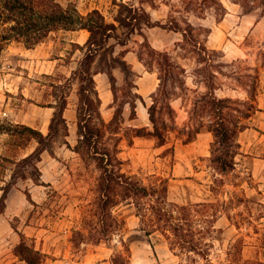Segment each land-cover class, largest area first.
<instances>
[{"label": "rangeland", "instance_id": "obj_1", "mask_svg": "<svg viewBox=\"0 0 264 264\" xmlns=\"http://www.w3.org/2000/svg\"><path fill=\"white\" fill-rule=\"evenodd\" d=\"M108 1L105 13L111 19L123 8L114 4V0ZM121 1L144 7L154 21L166 23L177 19L183 27L191 24L198 40L195 47L192 41L184 40L181 32L144 26L130 35L126 45H117L116 51L124 50L125 58L136 72L138 91L146 104L152 102L150 93L159 83V72L157 61L144 45L143 35L154 48L169 51L186 69L184 88H177L172 100L179 126L202 121V129H208L210 117L199 118L194 102L206 90L202 80L208 76V67L217 70L218 64L223 70L214 79L218 96H231L238 102L234 105L245 108L243 101L251 102L250 92L255 87L258 103L264 105L263 7H255L252 15L245 16L244 8L232 0H117V3ZM259 17L261 22L256 27ZM5 28L6 24L0 23V38ZM125 30L121 27L119 32ZM84 38V32L57 30L31 48L15 40L6 43L0 39L4 47L0 51V120L28 124L47 133L53 113L48 104L54 101L51 83L64 80L77 66L81 52L74 51L72 42ZM114 73L122 100L124 73L121 68H116ZM96 81L102 97V114L109 120L114 108L108 76L98 74ZM77 103L75 85L65 110L69 125L67 140L72 147L78 138ZM130 113L126 104L125 126L151 128L147 108L141 100L137 101V117L129 119ZM186 136L184 132H171L162 146L150 136H137L132 145L125 142L120 153L123 170L147 185L159 182L160 177L167 178L171 200L179 203L210 200L215 202L217 210L224 211L219 213L217 221V226L223 228V240L215 241L211 250L214 264H244L243 259L264 261V203L252 199L259 195L250 174L237 165L226 172L215 168L211 160L215 139L212 132L197 133L190 145H186L189 143L185 142ZM4 139L1 135L0 149L4 147ZM28 145L30 150L36 142L29 141ZM72 147L56 141L52 153L47 150L42 153L39 166L48 186H37L32 179L20 178L9 192L5 210L0 214V264H19L22 257L16 246L22 240L41 252L38 262L41 264H113V257L119 260L121 256H129L132 264H179L181 258L173 254L163 237H147L140 229L136 207L130 201L113 208V213L123 220L122 229L109 235L98 233L99 171ZM2 184L0 181V195ZM27 191L33 202L27 198ZM238 239L243 259L230 261L226 251ZM198 264L206 263L200 259Z\"/></svg>", "mask_w": 264, "mask_h": 264}, {"label": "trees", "instance_id": "obj_2", "mask_svg": "<svg viewBox=\"0 0 264 264\" xmlns=\"http://www.w3.org/2000/svg\"><path fill=\"white\" fill-rule=\"evenodd\" d=\"M232 1L244 8L243 14L253 12L255 7L264 8V0ZM113 3L123 8L115 16L116 22L108 21L97 8L82 14L74 5L64 6L57 0H0V23L6 24L5 33L0 39L6 43L15 40L31 48L53 31L85 28L90 32L83 44L72 42L74 51L79 50L81 54L71 74L64 80L51 83L54 101L48 104L53 107V113L47 133L28 124L0 120V136H5L4 147L0 149V181L3 182L0 214L5 210L9 192L20 178L32 179L36 184L46 185L39 166L45 150L52 153V146L56 141H63L72 147L67 140L69 125L65 110L68 98L76 85L78 138L72 149L78 152L86 163H94L99 171L96 184L98 233L109 235L111 232L120 231L123 220L113 213V208L117 204L130 201L136 207L140 229L147 237L153 235L163 237L173 254L181 258L179 264H198L200 259L206 264H214L211 250L215 246V241L221 243L223 240V228L217 226V221L219 213L224 211L217 210L215 202L210 200L195 203L171 200L167 178L160 177L159 182L147 185L136 175L127 174L123 170V159L120 156L123 144L126 142L132 145L137 136H150L157 141L158 146H162L168 142L171 132L187 133L185 142H190L204 127L202 121L196 125L183 127L176 121V110L172 100L177 94L176 89L184 88L186 69L169 51L154 48L143 35L144 45L157 61L159 72V83L150 93L152 102L149 105L138 91L136 72L125 58L124 50L116 52L117 45H126L130 35L137 30L141 31L144 26H161L181 32L185 41H192L197 47L198 40L193 27L191 24L183 27L177 19H170L166 23L154 21L142 6L128 5L123 1L117 3V0ZM121 27L127 30L120 33ZM112 38L115 40L114 43L110 42ZM3 48V44L0 43V51ZM211 66L214 67V64ZM115 68H121L124 73L125 87L122 100H119ZM217 68L215 70L208 67V76L202 80L206 90L196 98L194 104L199 118L210 117L208 130L215 138L212 143L211 160L215 163V168L220 172H226L235 167V157L240 146L237 136L249 125V118L258 109V92L254 87L250 92L251 102L243 101L245 108L234 105L238 102L231 96H218L215 92L214 79L217 72L223 70L219 64ZM101 72L107 74L113 93L111 107L114 108V112L109 120L102 114V97L95 79V75ZM138 100L145 103L151 128L147 125H124L125 105L130 106L129 119H134L137 117ZM32 140L36 145L28 150V142ZM26 194L33 202L30 192L27 191ZM121 241L129 251L122 238ZM16 248L17 253L28 263H38L41 259V252L30 248L23 240ZM226 254L230 261L243 259L239 239L230 244ZM243 262L264 264L261 260L243 259ZM113 264L132 263L129 256H121L119 260L113 257Z\"/></svg>", "mask_w": 264, "mask_h": 264}, {"label": "crops", "instance_id": "obj_3", "mask_svg": "<svg viewBox=\"0 0 264 264\" xmlns=\"http://www.w3.org/2000/svg\"><path fill=\"white\" fill-rule=\"evenodd\" d=\"M57 1L60 2L61 4H63L64 6H68L69 4L74 5L78 9V11L82 14H87L92 9L97 8L106 16L108 21H115V16H112L111 19H109L107 14L105 13L106 12L105 10H107L108 5H109L108 0H57ZM251 13H247L244 15L250 16V15H252ZM261 18L260 17L258 18V20L256 22V27L259 26V23L261 22ZM149 28H151V27H149ZM61 30H65V29H61ZM67 31L84 32L85 38L83 41H80L78 39L73 40V42H78L80 44H83L88 39L89 34H90L89 30H87L85 28L76 29V30H67ZM110 42H111V40H110ZM116 52H118V51H116ZM98 74H106V73L101 72ZM98 74L95 75V79H96ZM110 88H111V85H110ZM257 96H258L257 97L258 109L249 118V125L247 127H245L243 130H241L237 136V139L239 141L240 146H239L238 153L235 157V159H237L235 166L236 165L242 166L243 168H245V170L248 171V173L250 174V177L252 178V180L255 183V186L258 187L257 192H258L259 196L258 197L253 196L252 199L257 200V201H261L262 203H264V105L258 103L259 95H257ZM51 108H53V107H51ZM204 130L211 133V131L208 129H201L198 132V135H201ZM191 143L192 142H189L186 145H190ZM234 169H235V167L232 170H234ZM45 183L47 184L46 181H45ZM36 185L37 186H48V185H44V184H36ZM21 263L41 264V263H28L24 259L19 260V264H21ZM16 264H18V263H16Z\"/></svg>", "mask_w": 264, "mask_h": 264}]
</instances>
